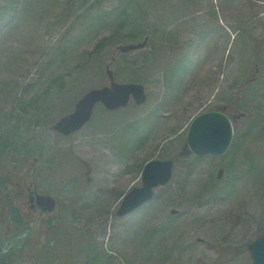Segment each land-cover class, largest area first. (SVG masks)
Masks as SVG:
<instances>
[{"label": "rangeland", "instance_id": "374dc122", "mask_svg": "<svg viewBox=\"0 0 264 264\" xmlns=\"http://www.w3.org/2000/svg\"><path fill=\"white\" fill-rule=\"evenodd\" d=\"M146 25L151 48L110 66L143 82L147 101L96 108L68 136L51 129ZM208 109L234 118L230 149L178 159ZM174 156L171 182L118 216L145 164ZM0 166L28 224L18 233L3 219L0 256L16 249L14 264H39L54 244L47 264H252L264 233V0H0ZM30 183L57 201L46 222Z\"/></svg>", "mask_w": 264, "mask_h": 264}, {"label": "water", "instance_id": "95a60500", "mask_svg": "<svg viewBox=\"0 0 264 264\" xmlns=\"http://www.w3.org/2000/svg\"><path fill=\"white\" fill-rule=\"evenodd\" d=\"M148 40L149 37L147 36L142 42L119 45L114 54L143 48ZM115 55L113 59H115ZM110 65L108 63L106 66L109 82L101 87L86 91L77 100L74 109L60 117L51 126L53 129L68 135L83 128L92 119L98 103H103L108 109L116 110L127 106L132 99L137 104H142L147 100L146 88L143 83L117 81ZM233 137L234 124L231 117L223 110H207L197 114L190 122L181 154L222 155L230 148ZM173 170V159L148 161L143 168L142 184L134 186L124 196L117 210V215L123 216L131 213L153 198L155 188L168 184L172 179ZM36 201L39 205H45L48 211H52L56 206V200L51 195L37 192ZM249 248L252 264H264V233L252 241ZM0 264L6 263L0 262Z\"/></svg>", "mask_w": 264, "mask_h": 264}, {"label": "trees", "instance_id": "16d2710c", "mask_svg": "<svg viewBox=\"0 0 264 264\" xmlns=\"http://www.w3.org/2000/svg\"><path fill=\"white\" fill-rule=\"evenodd\" d=\"M145 27L148 30L146 33H147V35H149L151 32V30H150L151 27H149L147 25ZM148 46H150V45L148 44ZM147 47L144 49L146 50ZM150 48H151V46H150ZM145 50H136L130 54L133 55L137 51L141 52V51H145ZM154 55L156 57L160 56V55H157L156 53H154ZM98 66L99 67L95 68L97 72H99L102 69L101 64ZM104 79H106V78L104 77L103 80ZM131 80H134V79H131ZM94 86H92V87H94ZM100 107H101V109L102 108L105 109L103 106H100ZM176 157L177 156H174V158H176ZM191 157L192 156H186L185 158H191ZM177 158L179 159L181 157L179 156ZM4 171H5V169H2L0 166V245L6 240V238H4L6 236L5 232L2 233L3 231H1L3 229V226H4L3 225V219H8L9 221L12 220V227L15 228L18 233H21L23 231V228L25 229V227L28 225L27 223L23 222L24 219H23V217H21L22 216L21 214H23L24 211H23L22 207L19 204H17V202H16V199H17L16 193L13 191V189L12 190L10 189V184H11L10 179H11L12 174L10 172H9V174H3ZM259 225H260L259 231H262V229L264 230V217L260 220ZM6 229H8V225H7ZM14 249H15V247H11L10 250L14 251ZM16 251L17 250L15 249V251L12 254H10L12 251L9 253L2 254L0 256V260L5 259V260H8L6 262L12 264L13 262L11 260H9L8 258H6V256L7 255L9 257L15 256L17 254ZM21 251L22 250H18V253ZM53 258H55V257H53ZM53 258L46 257V256L41 258V257L37 256L36 261H40L41 264H47L46 262H43V261H45L46 259L50 260Z\"/></svg>", "mask_w": 264, "mask_h": 264}, {"label": "flooded vegetation", "instance_id": "af4514ba", "mask_svg": "<svg viewBox=\"0 0 264 264\" xmlns=\"http://www.w3.org/2000/svg\"><path fill=\"white\" fill-rule=\"evenodd\" d=\"M30 184H32L34 187H29L28 188V190H29V196H28V198H29V203H30V205H31V208H33V209H40V211L41 212H43V214H44V219L42 220V221H44V222H46L47 221V216L49 215V214H51V213H48L47 211H46V206L45 205H39L38 203H37V201H36V195H37V193H36V191H35V189H36V185L34 184V183H30ZM33 188V189H32ZM46 211V212H45ZM40 213V212H39ZM53 213V212H52ZM50 222H51V224H54L55 223V220L54 219H50L49 220ZM10 223L11 224H9L8 225V227H12V220L10 221ZM28 227V225L25 227V229ZM51 239V241L52 240H55L56 239V235H54V237H50ZM55 244L54 245H52V246H49V249H47L45 252L43 251V253L41 254V256L40 255H37L38 257H43V256H46V257H50V258H53V257H55V258H53V259H59V257L58 256H56V252H55ZM40 262V261H39Z\"/></svg>", "mask_w": 264, "mask_h": 264}]
</instances>
